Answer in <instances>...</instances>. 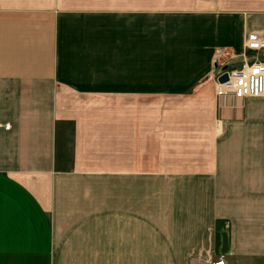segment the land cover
<instances>
[{
    "label": "crops",
    "instance_id": "0c3cea01",
    "mask_svg": "<svg viewBox=\"0 0 264 264\" xmlns=\"http://www.w3.org/2000/svg\"><path fill=\"white\" fill-rule=\"evenodd\" d=\"M249 31L264 0H0V264H264V96L212 77Z\"/></svg>",
    "mask_w": 264,
    "mask_h": 264
},
{
    "label": "built area",
    "instance_id": "2783aa9c",
    "mask_svg": "<svg viewBox=\"0 0 264 264\" xmlns=\"http://www.w3.org/2000/svg\"><path fill=\"white\" fill-rule=\"evenodd\" d=\"M243 45L246 50L257 51V53L264 51V35L249 31L244 37ZM223 64H226V68L217 71L215 77L216 95L264 96V58H261L258 54H254L251 58L242 54L239 64L232 65L229 62ZM222 73H226L227 78L220 82L217 77Z\"/></svg>",
    "mask_w": 264,
    "mask_h": 264
},
{
    "label": "rangeland",
    "instance_id": "374dc122",
    "mask_svg": "<svg viewBox=\"0 0 264 264\" xmlns=\"http://www.w3.org/2000/svg\"><path fill=\"white\" fill-rule=\"evenodd\" d=\"M223 53V49L222 50H219L218 52H217V54H216V60L219 62V64L221 65V64H223V63H225L224 61L222 62V61H219V58H220V55ZM250 53H257V51H252V50H250L247 54L249 55ZM260 52H258V54H259ZM261 58H264V57H261ZM223 67V66H222ZM217 71H215V70H213V72H212V77H213V80H214V91H215V77H216V75H217ZM214 94L216 95V93L214 92ZM216 96H218V95H216ZM232 98H234V99H236V100H239V99H243V97H236V96H233L232 95ZM240 104H236L235 105V107H236V110L238 111V114L239 115H241L243 112V108H244V104H242V101L240 100V102H239ZM226 128V127H225ZM222 132L223 131H220L219 133H218V137H220L219 138V142H220V148L222 147V146H225V145H230L233 149H234V151L232 150V148L230 147L227 151H225L224 153H221V154H219V151H218V156H226V157H230V158H232V157H234V156H239L238 154H239V152H238V150L234 147V146H237L238 145V141H235V139H233V134L232 135H230V136H226L225 134H224V132H223V134H222ZM222 135L226 138V140H223V139H221L222 138ZM246 136H248V135H246ZM254 136H256V135H254ZM246 140V139H245ZM250 141V139L247 141L246 140V143L245 144H242L241 143V145H240V149L242 150L243 148H242V146L244 145H246L245 146V148L247 149L246 151V155L245 156H247L248 154H249V152H253V151H255V150H249L248 149V147L251 145V144H256V141L254 142H249ZM256 155L255 156H264V149L261 151V149L259 148V150L255 153ZM184 186H186V188L187 189H189V183L188 182H186V181H182L181 182ZM193 196H195V193L193 194ZM162 201H163V199H162ZM214 264H222V262L221 261H218V262H214Z\"/></svg>",
    "mask_w": 264,
    "mask_h": 264
},
{
    "label": "water",
    "instance_id": "95a60500",
    "mask_svg": "<svg viewBox=\"0 0 264 264\" xmlns=\"http://www.w3.org/2000/svg\"><path fill=\"white\" fill-rule=\"evenodd\" d=\"M224 68H226V65H224V66L222 67V69H224ZM226 78H227L226 73H222L221 75H219V76L217 77V80L221 82V81L226 80Z\"/></svg>",
    "mask_w": 264,
    "mask_h": 264
},
{
    "label": "bare ground",
    "instance_id": "6f19581e",
    "mask_svg": "<svg viewBox=\"0 0 264 264\" xmlns=\"http://www.w3.org/2000/svg\"><path fill=\"white\" fill-rule=\"evenodd\" d=\"M224 66V65H223ZM222 68V67H221Z\"/></svg>",
    "mask_w": 264,
    "mask_h": 264
}]
</instances>
